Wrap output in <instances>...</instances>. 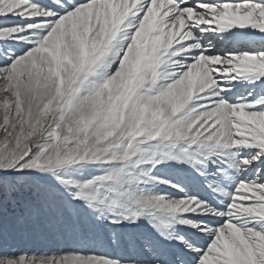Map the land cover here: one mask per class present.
I'll use <instances>...</instances> for the list:
<instances>
[{
	"label": "snow or ice",
	"instance_id": "6c2138e0",
	"mask_svg": "<svg viewBox=\"0 0 264 264\" xmlns=\"http://www.w3.org/2000/svg\"><path fill=\"white\" fill-rule=\"evenodd\" d=\"M0 264H264V0H0Z\"/></svg>",
	"mask_w": 264,
	"mask_h": 264
},
{
	"label": "rangeland",
	"instance_id": "374dc122",
	"mask_svg": "<svg viewBox=\"0 0 264 264\" xmlns=\"http://www.w3.org/2000/svg\"><path fill=\"white\" fill-rule=\"evenodd\" d=\"M46 245L36 239L25 236H12L5 243L0 244V251L5 249L14 251L18 248L31 250L33 252L40 250L43 251Z\"/></svg>",
	"mask_w": 264,
	"mask_h": 264
}]
</instances>
